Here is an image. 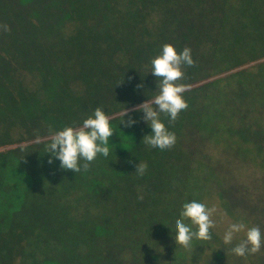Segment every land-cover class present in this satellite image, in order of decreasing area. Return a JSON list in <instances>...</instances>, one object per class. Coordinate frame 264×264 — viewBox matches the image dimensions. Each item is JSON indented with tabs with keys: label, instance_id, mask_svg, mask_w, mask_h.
<instances>
[{
	"label": "trees",
	"instance_id": "trees-1",
	"mask_svg": "<svg viewBox=\"0 0 264 264\" xmlns=\"http://www.w3.org/2000/svg\"><path fill=\"white\" fill-rule=\"evenodd\" d=\"M0 25V264H231L244 233L225 245L228 222L264 226V164L251 163L264 160V0H0ZM166 43L194 65L178 81L187 109L161 113L176 136L161 150L132 109L157 94ZM97 106L109 156L78 173L49 163L51 134ZM193 200L227 219L186 249L174 225Z\"/></svg>",
	"mask_w": 264,
	"mask_h": 264
},
{
	"label": "clouds",
	"instance_id": "clouds-1",
	"mask_svg": "<svg viewBox=\"0 0 264 264\" xmlns=\"http://www.w3.org/2000/svg\"><path fill=\"white\" fill-rule=\"evenodd\" d=\"M0 29L9 31L8 25H0ZM194 60L191 57V49L185 47L177 52L172 44H164L159 55L151 60V74L159 78L160 84L157 94L151 100H146L132 111L143 112L142 119L150 126L151 134L144 136V142L161 150L171 148L176 143V136L169 131L161 120V113L169 118V123L174 122L182 110L188 105L183 94L190 90V85L178 83L184 78L185 66L191 67ZM139 87V85H138ZM128 115V109L124 108L121 113V122ZM110 117L101 107H95L93 113L77 126H65L62 130L51 134L47 152L50 151L49 163L55 157L60 161V167L71 170L74 173L88 171L91 162L98 154L108 157L110 153L109 138L114 129L110 123ZM136 121L130 116L125 124L131 127ZM83 161V163H81ZM147 169L146 163H138L136 173L143 175ZM142 199V197H140ZM219 213L222 219H227V214L217 206L208 207L206 204L195 200L184 203L180 212V219L175 221L174 240L177 245L190 249L194 239L201 241L210 240V229L216 227L213 220L214 214ZM188 221L189 223H186ZM244 233L231 251L239 257L255 254L264 245V235L258 226L248 227L243 221L231 222L223 234L225 245L233 244L237 234Z\"/></svg>",
	"mask_w": 264,
	"mask_h": 264
},
{
	"label": "rangeland",
	"instance_id": "rangeland-1",
	"mask_svg": "<svg viewBox=\"0 0 264 264\" xmlns=\"http://www.w3.org/2000/svg\"><path fill=\"white\" fill-rule=\"evenodd\" d=\"M46 9V8H44ZM70 13H71V10H70ZM73 13L75 14L76 13V8L74 7L73 9ZM38 15V14H37ZM36 15V16H37ZM251 65H253V63H250V64H245L244 66L240 67L239 70L241 69H246L248 67H250ZM238 70V69H237ZM236 71V70H234ZM234 71H232L231 73H233ZM225 75H221L219 76L218 78L220 77H224ZM214 78L208 80V81H211L213 80ZM212 116L209 115V116H204L203 118L205 120L207 119H210ZM12 148V147H11ZM6 149H10V147H2L0 148V151H4ZM251 159V158H250ZM249 159V160H250ZM254 160V159H252ZM258 161L256 162H251V163H256V164H264V160H261L260 158L257 159ZM261 229V233L262 235H264V226H261L260 227ZM222 258V257H221ZM221 261H224V259H221ZM230 263L231 264H264V245H262L261 249L259 252L255 253V254H251V258H247V257H239V256H235L233 258H230L229 259ZM203 264H210L209 261L205 260V262H203Z\"/></svg>",
	"mask_w": 264,
	"mask_h": 264
}]
</instances>
